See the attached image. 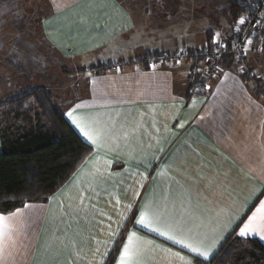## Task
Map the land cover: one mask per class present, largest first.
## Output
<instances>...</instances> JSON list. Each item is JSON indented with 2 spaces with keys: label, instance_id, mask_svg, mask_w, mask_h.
<instances>
[{
  "label": "crops",
  "instance_id": "crops-1",
  "mask_svg": "<svg viewBox=\"0 0 264 264\" xmlns=\"http://www.w3.org/2000/svg\"><path fill=\"white\" fill-rule=\"evenodd\" d=\"M47 2L52 18L42 31L53 47L82 66L109 61L124 68L78 69L84 86L61 110L92 152L47 202L0 213L10 225L0 237V264H107L128 232L136 233L134 264H195L196 254L184 245L135 225L131 214L138 217L141 206L159 215L161 224L153 227L171 225L177 239L224 237L211 261L237 236L227 231L229 221L246 219L264 200V50L258 42L252 47L245 73L224 54V69L206 75V89L190 91L186 66L150 67L145 58L203 48L214 32L235 40L227 0ZM25 48V59L17 48L6 59L11 65L19 56L30 81L33 47ZM70 108L94 123L97 144L71 123ZM7 109L0 108V152L1 126L11 136L30 127L14 124ZM242 238L264 244L258 235Z\"/></svg>",
  "mask_w": 264,
  "mask_h": 264
},
{
  "label": "trees",
  "instance_id": "trees-1",
  "mask_svg": "<svg viewBox=\"0 0 264 264\" xmlns=\"http://www.w3.org/2000/svg\"><path fill=\"white\" fill-rule=\"evenodd\" d=\"M254 2L255 0H227L228 14L236 21L238 15H245L247 8ZM203 49L214 51L211 40ZM228 58L230 62L235 61L230 55ZM196 59L198 68H201L200 63L208 64L201 68L202 72L199 74L205 82L206 69L214 64L219 65L222 60L209 64L205 62V57ZM199 77L194 84L188 81L190 91L199 86L200 90L204 89ZM38 92L41 95L36 96V101L48 125L39 126L37 122L12 136L1 126L0 213L10 212L29 201L47 202L92 152V146L76 132L53 100L51 102V95L45 88L13 96L7 103L18 107L12 110L15 117L16 113L19 116L27 112L24 102ZM116 253L117 249L107 264L114 262ZM205 264H264V244L256 238L233 236L220 253Z\"/></svg>",
  "mask_w": 264,
  "mask_h": 264
},
{
  "label": "rangeland",
  "instance_id": "rangeland-1",
  "mask_svg": "<svg viewBox=\"0 0 264 264\" xmlns=\"http://www.w3.org/2000/svg\"><path fill=\"white\" fill-rule=\"evenodd\" d=\"M181 9L183 13L190 11L189 5H184ZM248 9L249 8H247L245 15H247ZM50 11L51 9L47 0H0V59H2L0 60V108H2V113L5 108H9L7 110H10L12 116L15 117L12 110L15 108L18 109V107L16 105H11L12 103H7L13 96H16L17 93V96H20L29 90L35 92L36 88H45L47 86L48 87L45 89L51 95V102L53 100V102L61 109L62 105H65L66 102L73 99L74 91H78L81 86H84V78L76 76L78 69L85 68V70L90 71L114 70L112 69L113 64H118L117 62L107 61L95 66H82L75 62L76 59H73L68 56V54L64 53L66 51L62 48L59 49L57 47H53L43 35L42 31L43 22L45 19L50 17ZM61 19H66V17L62 16L60 20ZM66 23L68 24L67 21ZM71 27H69L68 30ZM24 41L29 42V44L27 43V48H25L24 44H20ZM30 44L33 47L31 50L28 49ZM253 46H255V43ZM16 48L21 54V58L24 59V48L25 51L30 50L32 52L33 60L30 64L32 65V80L30 79V81L25 80L24 72H21L26 66L25 64L22 65L19 63V56H13L14 59L16 58V61L11 60L13 63L11 65L6 59L12 49ZM216 50L218 49L214 48V51ZM250 51L247 53V57L244 58L245 64H247L246 61ZM180 52L174 53V55H179ZM184 52V54H186L190 59H187L179 64L175 62V64L183 65L184 67L186 66L185 69L189 72V76H187L190 81H188L190 84H194V81L197 80L199 75L196 74V69L193 65L196 66L195 61L198 59H196L197 57L194 50ZM154 55L156 54H152L151 56ZM128 63L130 64L131 62ZM241 63L238 62V66ZM122 64L120 65H122L123 69L124 63ZM206 65L208 64H204V62L200 63L202 69L206 67ZM19 69L22 70L20 71ZM222 69L224 68L220 67V65L214 64V66H210L209 69H206L207 71H205L204 74L214 78L215 75L219 74ZM203 80L204 79L200 75V84L203 85L202 88L206 89V82L205 80L203 82ZM197 88L199 87L192 90ZM39 95H41V92L31 95V97L24 102L26 108L24 106L23 107L27 110V112L22 113L19 116L16 113V120L14 121V124L17 126H34V124L38 122L37 124L39 126L42 124L48 125L47 119L42 115V110L36 101V98ZM44 102H47V100H44Z\"/></svg>",
  "mask_w": 264,
  "mask_h": 264
},
{
  "label": "snow or ice",
  "instance_id": "snow-or-ice-1",
  "mask_svg": "<svg viewBox=\"0 0 264 264\" xmlns=\"http://www.w3.org/2000/svg\"><path fill=\"white\" fill-rule=\"evenodd\" d=\"M230 32H234L236 39L232 36L221 37L219 32H214L211 37L212 46L219 49L220 51L226 52V49L231 46L236 48L240 45L239 50L246 55V51L253 46L254 39H259L261 44H264V36L258 35V33H264V15L253 17L248 15H238L236 21L230 26ZM211 64V59L205 61ZM177 63L179 60L177 59ZM196 74L199 75L202 72L201 68L196 67ZM214 70V69H213ZM241 72L244 71L241 67ZM76 105L75 108H78ZM75 108H70L66 113L71 123L75 125L79 131L87 138L92 144H97V138L99 131L94 127V123L90 122L88 118L74 115ZM184 125L181 123L180 127ZM163 149H161L162 151ZM264 194V193H262ZM132 205H129L131 211ZM134 219L135 225L143 226L145 228H151L153 232L159 233L161 236L168 237L169 240H173L176 243L184 245L190 249L191 253H195L197 256L195 264H205L206 261H210L211 256L219 247V243L224 237L218 239L209 240L207 237L204 238H193L192 236H184L180 234V238L177 239V235H170V232H175L171 225H165L164 231L161 227H153V225H160L161 220L158 214H154L149 208L141 206L138 211V217L135 213L131 214ZM130 222L128 219L124 223L119 224L116 233L113 237V243L120 237L121 232L125 228V224ZM6 229H10V225L5 222V217L0 215V237H3ZM228 232L235 231L238 237H246L249 235H258L261 239H264V200L259 202V206L256 207L255 211L248 215L246 219H242L237 216L235 219L229 221ZM136 237L135 232H128L127 242L122 241V250L117 249L120 252L117 264H134V238ZM186 240L188 241L186 243ZM107 255V253L105 254ZM179 255V253H177ZM186 264H194L192 259L186 260Z\"/></svg>",
  "mask_w": 264,
  "mask_h": 264
},
{
  "label": "built area",
  "instance_id": "built-area-1",
  "mask_svg": "<svg viewBox=\"0 0 264 264\" xmlns=\"http://www.w3.org/2000/svg\"><path fill=\"white\" fill-rule=\"evenodd\" d=\"M250 14L253 17H258L261 15H264V0H255L254 3H252L248 9L247 15ZM260 36H264V33H258ZM259 44L260 50H264V44L260 43L259 39H254L253 44L257 43ZM204 48V47H203ZM203 48H199L194 51L196 53V57H205L206 60L211 59V61H219L222 59L224 54L230 55L232 59L238 61L239 63H242L238 66L240 69L243 67L245 71L247 70L246 64L244 63V58L247 57V53L252 49L249 48L246 51V55L242 53L239 48L240 45L238 44L237 47L234 49L232 47L227 48L226 52L220 51L219 49L216 51L209 52L207 50H204ZM184 51H181L179 55L174 54H168V53H160L154 56H148L145 58V61L150 67H162V66H174L177 65L175 62H177V59L179 60V63L190 59L186 54H184ZM178 63V64H179ZM112 69L120 71L122 69V65L120 64H113Z\"/></svg>",
  "mask_w": 264,
  "mask_h": 264
}]
</instances>
